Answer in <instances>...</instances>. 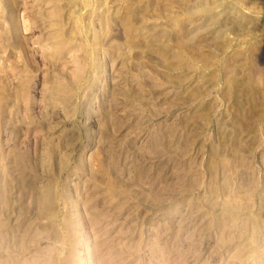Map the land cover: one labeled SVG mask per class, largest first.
<instances>
[{
    "label": "rangeland",
    "instance_id": "374dc122",
    "mask_svg": "<svg viewBox=\"0 0 264 264\" xmlns=\"http://www.w3.org/2000/svg\"><path fill=\"white\" fill-rule=\"evenodd\" d=\"M0 264H264V0H0Z\"/></svg>",
    "mask_w": 264,
    "mask_h": 264
}]
</instances>
